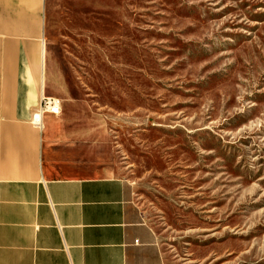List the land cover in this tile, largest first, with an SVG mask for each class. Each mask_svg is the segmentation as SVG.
Segmentation results:
<instances>
[{
  "label": "rangeland",
  "instance_id": "rangeland-1",
  "mask_svg": "<svg viewBox=\"0 0 264 264\" xmlns=\"http://www.w3.org/2000/svg\"><path fill=\"white\" fill-rule=\"evenodd\" d=\"M77 173L134 184L166 264H264V0H46Z\"/></svg>",
  "mask_w": 264,
  "mask_h": 264
},
{
  "label": "crops",
  "instance_id": "crops-1",
  "mask_svg": "<svg viewBox=\"0 0 264 264\" xmlns=\"http://www.w3.org/2000/svg\"><path fill=\"white\" fill-rule=\"evenodd\" d=\"M45 7L0 0V264H166L134 184L77 173L66 104L39 117L44 97H64Z\"/></svg>",
  "mask_w": 264,
  "mask_h": 264
},
{
  "label": "built area",
  "instance_id": "built-area-1",
  "mask_svg": "<svg viewBox=\"0 0 264 264\" xmlns=\"http://www.w3.org/2000/svg\"><path fill=\"white\" fill-rule=\"evenodd\" d=\"M44 114L60 116L62 114V111L59 101L55 98L44 97L42 99L39 117Z\"/></svg>",
  "mask_w": 264,
  "mask_h": 264
}]
</instances>
